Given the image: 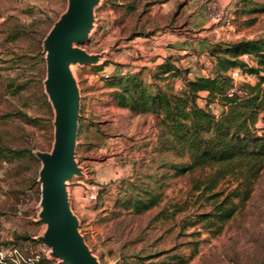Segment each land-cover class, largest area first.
I'll return each mask as SVG.
<instances>
[{"label": "rangeland", "instance_id": "374dc122", "mask_svg": "<svg viewBox=\"0 0 264 264\" xmlns=\"http://www.w3.org/2000/svg\"><path fill=\"white\" fill-rule=\"evenodd\" d=\"M210 5L230 14L231 25L212 24ZM68 6L69 0H0V150L10 158L0 159V264L61 262L44 241L52 229L42 219L38 155L51 154L55 140L45 40ZM245 8L244 0L94 3L90 31L73 45L93 60L68 67L79 96L74 150L79 171L65 182V192L77 231L99 264H175L177 256L184 264H264V170L218 235L202 224L183 228L182 219L211 209L207 194L194 190L209 168L174 176L166 163L180 158L158 151L159 117L118 107L117 87L111 85L114 78L140 73L152 88L150 74L167 58L181 77L186 71L187 78L201 70L208 74L212 44L264 39V11L247 16ZM181 77L170 82L175 92L183 87ZM204 96L200 93V106ZM91 186L92 200L87 197ZM225 186L221 182L220 188ZM144 190L160 194L157 206L135 214L122 205ZM161 209L170 215L182 211L160 220Z\"/></svg>", "mask_w": 264, "mask_h": 264}, {"label": "trees", "instance_id": "16d2710c", "mask_svg": "<svg viewBox=\"0 0 264 264\" xmlns=\"http://www.w3.org/2000/svg\"><path fill=\"white\" fill-rule=\"evenodd\" d=\"M257 1L244 0L247 8L242 14L263 12L264 4ZM208 52L212 59L208 74L187 78L186 71L181 77L174 62L167 58L150 74L152 88L143 82L140 73L114 78L111 85L117 87L114 98L118 107L159 117L158 151L180 158L166 163L174 176L195 168H209L210 173L194 185V190L207 194L210 211L182 219L181 223L185 229L197 224L207 229L213 227L211 234L218 235L239 204L248 200L253 181L264 170V39L219 41ZM243 55L252 57L254 63L243 60ZM235 68L256 81L239 82L236 90L230 92L233 82L228 72ZM180 77L183 87L175 92L170 82ZM200 93L205 94L203 106L198 104ZM212 103L220 107L218 114L212 112ZM4 150L13 157L18 155L8 148ZM0 159L10 160L3 150ZM221 182L226 183L222 189ZM159 200L160 194L144 190L126 198L122 205L139 214L157 206ZM180 211L176 209L170 215L161 209L156 218L168 219ZM177 259L175 264L186 262L179 256Z\"/></svg>", "mask_w": 264, "mask_h": 264}, {"label": "water", "instance_id": "95a60500", "mask_svg": "<svg viewBox=\"0 0 264 264\" xmlns=\"http://www.w3.org/2000/svg\"><path fill=\"white\" fill-rule=\"evenodd\" d=\"M97 0H69L68 10L45 40L47 78L45 87L56 112L55 140L51 154H39L42 219L52 232L44 241L60 264H99L80 237L67 202L65 182L78 169L74 164L79 96L69 64L91 62L92 57L73 48L86 39Z\"/></svg>", "mask_w": 264, "mask_h": 264}, {"label": "built area", "instance_id": "2783aa9c", "mask_svg": "<svg viewBox=\"0 0 264 264\" xmlns=\"http://www.w3.org/2000/svg\"><path fill=\"white\" fill-rule=\"evenodd\" d=\"M211 8V13L209 16V20L210 22H212V24L218 25L220 24L221 26H230L231 25V20L232 17L230 14H228L227 12H222L220 10H214V5H210ZM243 60L247 61L250 57L248 55H243L242 56ZM230 78L232 79L233 82V88L231 89L230 92H233L236 90L237 84L241 81H244V78L248 77L246 75H244L239 69H232L228 72ZM96 196V191H95V187L91 186L88 191H87V197L89 199H95ZM14 254H17V250H13ZM3 255L2 252H0V257Z\"/></svg>", "mask_w": 264, "mask_h": 264}, {"label": "crops", "instance_id": "0c3cea01", "mask_svg": "<svg viewBox=\"0 0 264 264\" xmlns=\"http://www.w3.org/2000/svg\"><path fill=\"white\" fill-rule=\"evenodd\" d=\"M165 50H168V49H165ZM168 51H170V50H168ZM161 56L163 57V55H161ZM201 73L204 75V71L203 70H201ZM189 75H191V74L189 73ZM194 76H200V75L199 74H194ZM246 81H249L250 83H253L254 82V79L251 80L250 77H248V79ZM212 107L216 109V112H219L220 111V107L217 104H212V106L210 105V108H212ZM213 113L216 114L215 112H213Z\"/></svg>", "mask_w": 264, "mask_h": 264}, {"label": "bare ground", "instance_id": "6f19581e", "mask_svg": "<svg viewBox=\"0 0 264 264\" xmlns=\"http://www.w3.org/2000/svg\"><path fill=\"white\" fill-rule=\"evenodd\" d=\"M70 69V68H69Z\"/></svg>", "mask_w": 264, "mask_h": 264}]
</instances>
